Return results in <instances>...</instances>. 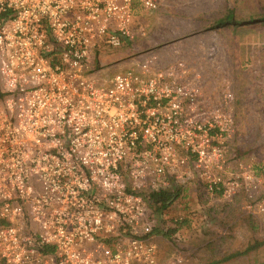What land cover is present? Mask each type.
I'll use <instances>...</instances> for the list:
<instances>
[{
  "label": "built area",
  "instance_id": "1",
  "mask_svg": "<svg viewBox=\"0 0 264 264\" xmlns=\"http://www.w3.org/2000/svg\"><path fill=\"white\" fill-rule=\"evenodd\" d=\"M163 2L0 0V264H164L148 195L211 201L256 181L231 169L232 120L185 71H94Z\"/></svg>",
  "mask_w": 264,
  "mask_h": 264
},
{
  "label": "rangeland",
  "instance_id": "2",
  "mask_svg": "<svg viewBox=\"0 0 264 264\" xmlns=\"http://www.w3.org/2000/svg\"><path fill=\"white\" fill-rule=\"evenodd\" d=\"M228 12L241 23L215 27ZM136 15V29L143 33L119 50L101 53L93 61L97 76L128 69L135 61L185 71V82L203 105L232 120L225 141L231 169L236 175L249 171L256 180L230 198L203 204L186 185L162 215L149 208L152 230L175 218L186 222L169 238L153 233L160 262L210 264L242 251L253 239L264 241V213L256 212L264 201V25L251 23L264 16V0H170L168 9ZM225 264H264V252Z\"/></svg>",
  "mask_w": 264,
  "mask_h": 264
},
{
  "label": "trees",
  "instance_id": "3",
  "mask_svg": "<svg viewBox=\"0 0 264 264\" xmlns=\"http://www.w3.org/2000/svg\"><path fill=\"white\" fill-rule=\"evenodd\" d=\"M240 23L241 22H236L232 14L228 12L227 16L218 21L215 27H222L229 24L239 25ZM251 23H259L261 25H264V16L254 20L251 19ZM196 196L197 201L202 202V204L208 201L203 199L200 188H198ZM178 197L179 190L176 189L173 192L160 191L158 193H152L147 196V205L152 210V212L162 215V213L166 211L178 199ZM184 225H186L185 220L175 218L174 220H172V222L163 223L162 227L153 230L152 232L169 238L170 236L176 234ZM262 252H264V241L261 239H253V241L249 243L242 251L231 253L228 256H224L218 261L210 262V264H225L233 259L242 256H247L252 253L258 255Z\"/></svg>",
  "mask_w": 264,
  "mask_h": 264
},
{
  "label": "crops",
  "instance_id": "4",
  "mask_svg": "<svg viewBox=\"0 0 264 264\" xmlns=\"http://www.w3.org/2000/svg\"><path fill=\"white\" fill-rule=\"evenodd\" d=\"M170 6V0H164V2H163V4H162V6H161V8L160 9H162V10H165V9H168V7ZM159 9V10H160ZM219 201V200H218ZM223 201V200H222Z\"/></svg>",
  "mask_w": 264,
  "mask_h": 264
}]
</instances>
